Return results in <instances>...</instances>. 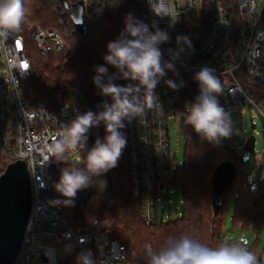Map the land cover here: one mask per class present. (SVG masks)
Listing matches in <instances>:
<instances>
[{
    "label": "built area",
    "instance_id": "1",
    "mask_svg": "<svg viewBox=\"0 0 264 264\" xmlns=\"http://www.w3.org/2000/svg\"><path fill=\"white\" fill-rule=\"evenodd\" d=\"M47 1L55 16V27L25 22L21 31L7 42L8 47L0 48V166L5 169L15 160H23L32 195L31 210L14 264H57V249L63 243H73L79 255L89 253L92 264H142L136 254L128 255L124 244L111 238L107 231L75 232L62 206L53 203L49 196L48 191L62 162L54 158L47 160L43 151L45 143L51 144L63 123L77 113H99L103 111V105L111 101L102 97L97 88L89 95L81 78L60 80L51 101H31L24 92V85L36 76V54L56 56L54 65L58 68L70 60L68 40L77 31L70 17L75 4H81L83 26L101 28L107 27L108 11L114 6L113 0ZM143 7L142 17L147 20L149 29L154 31L155 24L170 37L169 42L159 46L163 60L170 59V49H177V36L188 37L192 45L175 61L179 77L168 72L154 90L162 113L148 112L144 123L139 119L124 121L132 196L140 202L143 223L152 226L158 221H167L166 217L170 220V214L165 216L164 206L167 201L169 209L168 196L162 201L160 215L157 204L165 187L171 186L167 180L178 168V161L170 151L168 125L170 119L177 118L174 109L180 102L179 92L197 82L194 75L202 67L212 69L216 77L224 81L223 108L226 112L254 104V92L243 84V72L264 88V26L259 22L264 0L237 1L242 15L237 47L234 46L233 21L222 0H173L178 16L172 26H169L171 18L154 15L148 0H143ZM167 79L183 81V86L174 91L166 85ZM117 83L137 82L120 80ZM102 129L103 124L90 128L88 134L99 133ZM71 161L76 162L74 158ZM175 213H179L177 205ZM260 221L264 223V216Z\"/></svg>",
    "mask_w": 264,
    "mask_h": 264
},
{
    "label": "trees",
    "instance_id": "2",
    "mask_svg": "<svg viewBox=\"0 0 264 264\" xmlns=\"http://www.w3.org/2000/svg\"><path fill=\"white\" fill-rule=\"evenodd\" d=\"M222 1L233 21L236 37L234 46L237 47V37L242 29V15L237 8L238 0ZM24 4L29 10L24 23L35 22L45 28L55 27V16L47 0H24ZM143 10V0H119V3L108 11L106 28L84 24V34L75 31L74 36L68 40L74 58L62 67H55L56 56L43 57L36 54V76L30 78L24 85L27 98L31 101H51L62 79L74 81L81 78L87 85L89 95L95 93L96 87L92 82L95 66L104 65L108 67L109 72L115 71L103 60L108 42L115 40L118 33H121L124 28V18L129 13L148 25L147 20L142 17ZM259 22L264 26V10H262ZM243 71L244 68H242ZM219 80L223 86V92L218 96V100L223 107L225 85L222 79ZM243 84L250 91L260 92L264 96V88L248 79L244 72ZM198 95V82L181 90L179 92L180 102L174 112L176 114L185 113V107L195 103ZM89 102L90 99L87 104ZM179 120V128L184 135V157L181 166H178L167 181L170 185L181 189L182 211L180 216L167 221H158L152 226L143 223L140 202L133 198L131 192L125 147L117 166L96 178L106 181V187L102 191L96 186H91L77 192L74 206L59 203L75 232L98 229L107 231L111 238L124 244L128 255L136 254L142 264H146L145 245L151 244L154 249H158L165 244L168 238L179 237L182 234L189 235L211 248L225 244L231 246L238 242H225L224 229L229 200L236 196L232 225H240L247 229L251 227L254 233H259L260 220L264 216V212L260 211V205L264 204V178L259 179L256 187L253 188L250 181L243 176L245 165L243 158L230 152L224 147L223 142L213 145L203 140L191 125H186L182 118ZM121 131L124 134V128ZM105 134L104 129L99 133L87 134V148L90 149L95 140L98 137L102 139ZM226 152L232 156L230 162L235 167L236 175L231 187L222 194L219 213L214 214L211 202V179L215 167L220 163L219 156ZM67 163L73 164L71 160ZM64 166L65 164L61 163L60 170L55 175L48 191L53 201L62 202L65 199L54 189V184L58 182ZM3 171L4 166L1 165L0 174ZM252 201H254V207L249 209V203ZM59 248L62 249V254L57 264H78L79 253L73 243H63ZM255 253L259 258L264 259V252Z\"/></svg>",
    "mask_w": 264,
    "mask_h": 264
},
{
    "label": "clouds",
    "instance_id": "3",
    "mask_svg": "<svg viewBox=\"0 0 264 264\" xmlns=\"http://www.w3.org/2000/svg\"><path fill=\"white\" fill-rule=\"evenodd\" d=\"M118 3L119 0H113L112 6ZM148 4L155 16L171 18L169 26L175 23L178 11L173 8V0H148ZM28 14L24 0H0V48L8 47L7 42L21 31ZM123 23L120 35L108 42L103 56L105 64L115 71L109 72L108 67L97 65L92 78L99 94L110 98L111 102L105 103L99 113H77L73 119L63 123L51 144L44 145L47 160L54 158L65 164L58 182L54 184L55 191L65 199L53 203L74 206L78 191L91 186L102 191L106 187V181L96 178L117 166L127 144L121 131L125 127L124 121L139 119L144 123L148 112L162 113L154 90L168 72L179 77L175 61L185 48L192 47L188 37L177 36V49H170V59L165 61L159 46L170 40L166 31L155 24V30L151 31L147 24L131 13L125 16ZM194 79L198 82L199 95L189 106L184 123L191 125L203 140L219 145L234 132L231 116L218 100L223 86L208 67L196 72ZM120 80L137 83L120 85L117 83ZM165 83L174 91L183 86V81L174 79H167ZM101 124L106 134L102 139L98 137L90 149L87 148L89 129ZM73 158L77 163L68 164ZM77 259L78 264H92L87 252L81 253ZM145 259L146 264H264V259L250 251L243 242L211 248L185 234L168 238L158 249L151 244L145 245Z\"/></svg>",
    "mask_w": 264,
    "mask_h": 264
},
{
    "label": "rangeland",
    "instance_id": "4",
    "mask_svg": "<svg viewBox=\"0 0 264 264\" xmlns=\"http://www.w3.org/2000/svg\"><path fill=\"white\" fill-rule=\"evenodd\" d=\"M119 35L120 33H118V36ZM70 55V60H73L74 54L72 49L70 51ZM253 92V105H242L238 110L228 112L233 122L234 132L229 139L227 138L222 142L224 147L238 157L244 158L247 156L243 169V176L247 181H250L252 187L255 188L257 181L264 178V96H262L260 92ZM188 108L189 106H186L185 113L182 112L178 114L176 120L170 119L168 125L170 151L172 155H175L178 161V166H181L184 157V135L179 128V118H182L184 121L186 115L188 114ZM252 124L255 125L254 128L251 127ZM249 136L255 137V146L253 152L251 153H247L244 150L245 140ZM231 157L232 156L226 152L224 155L219 156V162L232 161ZM168 190L170 192H168ZM166 196H168L170 201V213H168V204L166 203L167 201H165V216L170 214V219L175 218V216H180L182 211V192L180 187L172 185L165 187V193L159 195L160 201L157 204L158 215L161 214L162 201ZM235 197L236 196L229 200L230 203L224 229L225 242H243L249 250H254V252L258 253L264 252V223L260 224L259 233H254L251 227L247 229L246 227L242 228L240 225H232ZM176 205L179 212L178 214L175 213ZM253 207L254 201L249 203V209H252ZM260 211L264 212V204L260 205ZM165 220H168V218L166 217ZM57 254L60 257L62 254L61 248L57 249Z\"/></svg>",
    "mask_w": 264,
    "mask_h": 264
},
{
    "label": "water",
    "instance_id": "5",
    "mask_svg": "<svg viewBox=\"0 0 264 264\" xmlns=\"http://www.w3.org/2000/svg\"><path fill=\"white\" fill-rule=\"evenodd\" d=\"M65 4V3H64ZM81 4L77 3L70 11V17L79 34H84ZM255 127L254 124L251 125ZM255 137L249 136L244 150H254ZM247 160V156L243 161ZM236 170L230 161L220 162L214 169L212 187V207L214 214L221 209V197L234 181ZM32 195L26 164L23 160L9 163L0 174V264H14L20 252L23 233L31 210Z\"/></svg>",
    "mask_w": 264,
    "mask_h": 264
}]
</instances>
